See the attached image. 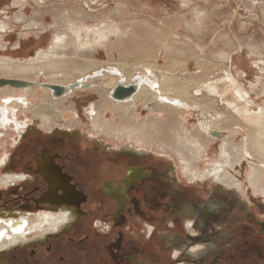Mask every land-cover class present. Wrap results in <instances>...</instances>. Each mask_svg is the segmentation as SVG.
Returning <instances> with one entry per match:
<instances>
[{
	"label": "rangeland",
	"instance_id": "obj_1",
	"mask_svg": "<svg viewBox=\"0 0 264 264\" xmlns=\"http://www.w3.org/2000/svg\"><path fill=\"white\" fill-rule=\"evenodd\" d=\"M87 2L86 4L83 0H0V43H2L0 45V59L5 58L20 64H26L41 51H48L56 35L64 32L63 29L55 25L54 16L60 12L72 14L74 10L77 12L81 9L89 10V6L93 9V13L101 17L110 15L116 26H119L117 28H127L129 34H137L142 38H146L149 33L155 36V34H158V30L164 32V35L166 34L165 37L175 41L174 44H177L176 49H179V52L189 53V56L184 59V62L188 61L185 70L184 67L177 68L179 61L173 60L172 62V59L167 58V53L164 50L160 51V54L153 55L156 61L154 62L153 60L154 64L150 65L154 66L158 71L179 75L178 79L182 83L188 84V90L194 95L193 97L197 102L201 103L202 98L201 95H196L194 86L201 82H208L205 86L212 84V82L215 84L224 82V85H219V89L227 98H233V93H230L229 90H234V86H237L249 95L256 106L264 108V0H88ZM41 14L45 22H47V27L44 29H38L35 25L28 27L32 19L40 17ZM18 16H22L21 21H17ZM84 36V33H81V37L83 38ZM68 40L69 43L75 41L73 37ZM114 41H116V38H114ZM178 45L180 46L178 47ZM98 51V60L107 64L109 58L105 50L98 49ZM222 51H226L230 56L228 60L219 58V54ZM118 53L116 61L120 60V54ZM129 60L128 65L132 66L137 61V57L132 55ZM146 60L147 65L152 61L148 62V59ZM97 70L90 74L95 79L100 78V76H94V74L103 71L101 68ZM103 74L104 71L102 72ZM0 77H2L1 74ZM87 79L91 78L88 77ZM230 79L237 82H234V85L230 84ZM37 81H48V79L46 80V78L42 77L37 79ZM84 86L85 89L89 90H80L73 98L75 101L74 108L77 109H72L73 105L69 103L70 105L68 106H71L73 111L63 107V109L65 108V114L61 119L53 120L54 124H52L55 127H58V125L63 126V124L70 126L71 121L77 117L74 113H79L82 123L78 121L76 126H78L80 131L82 129V131L85 130V133L88 132L90 139L72 142L74 150L70 156L71 158L80 157L79 160L81 159L82 164H79L80 169L78 168L79 171H76V175H78L83 189L88 193L94 192L92 197L95 198L94 185L118 175V173L110 172L100 177L98 174L101 165L102 168L113 165L115 170L117 169L118 172L120 171L119 173H123L121 166L111 164L108 159L110 151L114 149V153L119 152L118 148L121 147V144L113 142L108 137H105V139L100 136L99 140L103 139L104 146H107L103 149L101 145L94 143L91 139L92 136L89 133L90 121L86 117V111L90 103L100 101V96L98 88H92L90 84H85ZM233 100L235 99L233 98ZM145 103L140 100L136 104L134 112L137 117H141L140 119L147 115ZM215 103L216 110L219 112L225 111V102L218 100ZM37 104V100L32 99V104L28 106V111L34 110ZM2 105L5 106V104ZM22 111L25 110L22 109ZM114 111V109H111L106 112V121L112 122L115 119L116 122H119V118L116 117ZM184 111L181 113V119L185 122L187 131H190V128L192 130L200 126L201 122L199 120L205 118L200 108L194 109L188 106ZM24 117L33 120L36 126H41L40 118H37L35 114L28 112ZM51 131V136L53 135L54 137L49 140L39 136H35V139L32 140V136L30 137L31 139L21 142V144L19 142L14 144V141H11L7 151L12 157L15 156L16 158V160H12L13 166H17L16 172L21 173L24 171V173H27L30 171L28 169L29 166H35L36 159H40L45 149L50 147V143L55 142L53 139L60 136L59 133L54 132V129ZM223 135L225 134L223 133ZM241 139V136L238 135L234 145L240 143ZM221 141L219 139L212 142L213 145L211 144L207 150L208 159L199 162L197 167L198 174H195V177H186L182 174V160L176 153L168 151V154H165L154 149L150 151L152 156L155 153L153 157L161 162L162 169H172L174 170L172 173L180 171L181 177L175 173L176 180L173 183L178 185L179 191H184V193L182 192L184 199L182 201L184 203L199 205L210 201L213 205L221 208L222 214L216 217L217 219L221 217L219 222L208 225V234L209 232L213 234H211L210 240H206L210 243L203 256L197 255L200 256L197 259L200 264H264V195L255 192L249 183L251 163L258 165L259 162L246 154L247 158L243 159L241 165H237L236 169H230L231 173L237 176L241 187L228 189L220 184L218 185L217 181H214L208 175L207 170L209 165L219 160ZM51 149L54 152H58L52 147ZM126 152L142 154L141 152L129 151L128 149ZM103 172L102 170L101 175ZM16 187H19V194H14L9 189L0 188V210L19 207V203L17 204L16 202L20 200V196H25L31 192L30 186L26 185L24 181L17 183ZM89 205L91 204L87 205V210H89ZM97 205H100L99 201ZM151 211L153 213L155 209L151 208ZM98 215L96 212H92L93 217L97 218ZM154 215L159 216L161 213L155 212ZM172 222H175L176 230L181 235H184L185 231L183 229L194 235L199 233L195 226L192 229L191 227L187 229L186 225L184 226L185 223L189 222L188 220H183V223H180V221L176 223V221L172 220L168 224L172 225ZM147 225L148 223L145 225V229L143 228V231H147ZM162 228L164 229V226ZM81 235L80 232L71 234L74 237H80ZM60 238L64 239L62 236ZM48 242L46 241L42 245L38 244L37 248L36 246H28L23 249L9 250L5 252L6 254L3 257L12 260L15 256L17 263L23 264L25 259L31 257L32 250L37 249V255L43 260L47 256L45 245ZM61 251H59L58 246L54 261L58 262L56 257L59 258L61 256ZM72 252L77 253L78 257L71 254V252L68 255L64 253L63 256L67 258L66 264H86L87 262L92 264L90 263L91 261H86L85 259H90V256L84 257L80 251ZM160 254L156 249L153 251V257H151L152 254L150 258L147 257L148 252L138 256H141L144 261L152 262V264H171L169 255H166V253ZM70 255L73 256V259ZM34 259L30 258V261H34ZM92 262L95 263V261ZM32 264L44 263L32 262Z\"/></svg>",
	"mask_w": 264,
	"mask_h": 264
},
{
	"label": "bare ground",
	"instance_id": "obj_2",
	"mask_svg": "<svg viewBox=\"0 0 264 264\" xmlns=\"http://www.w3.org/2000/svg\"><path fill=\"white\" fill-rule=\"evenodd\" d=\"M87 1L83 0L86 4ZM88 8L89 10L81 9L79 12L74 10L72 14L60 12L55 15V25L64 32L56 35L48 51H41L26 64L0 59L2 76L0 80L6 81L0 84V188L11 190L16 183L30 177L29 172L24 173V171L16 175L17 166L14 167L12 162L16 158L7 151L12 140L14 144L19 142L18 132L22 133L21 137L33 136L32 139H35V136L45 137L50 133L48 131L54 129L57 133H69L74 136L72 137L74 140L81 138L76 141L90 139L88 132L85 133L82 129L80 131L76 126L78 121H81L76 111L74 114L77 117L71 121L70 126L66 124V126L64 124L53 126V120L61 119L65 114V108L69 111L77 109L74 108L73 98L80 90H89L85 89L84 85L90 84L92 88H98L100 101L90 103L86 111V117L90 121L89 133L94 143H98L103 149L107 146H104L103 139L99 140L100 136L121 144L118 148L119 153L128 149L141 152L140 155L146 158L151 155V149L165 154L171 151L182 160V174L186 177H195V174H198L199 162L208 159L207 150L211 144L213 145L212 142L221 139L219 160H213L215 162L209 165L208 175L217 181L218 185L237 189L240 182L230 169H236L237 165H241L247 154L259 162L258 165L251 163L249 183L255 192L264 195V108L256 106L249 95L237 86H234V90H229L235 100L227 98L219 89V85H224V82L219 84L212 82L207 86L205 85L208 82H201L194 86L196 95H201L202 98L201 103L197 102L188 90V84L178 79L179 75L158 71L150 65L154 64L153 60L156 59L153 55L160 54V51L164 50L167 58L172 59V62L179 61L177 68L184 67L185 70L188 61L184 62V59L189 53L179 52L174 40L165 37L166 34L159 30L155 36L149 33L146 38L129 34L127 28H117L119 26H116L110 15L101 17L93 13L91 7ZM21 17L18 16L17 21H21ZM46 23L41 14L40 17L32 19L28 27L35 25L38 29H44L47 27ZM81 33L85 35L83 38ZM72 37L75 41L69 43L68 39ZM98 49H104L107 53L109 58L107 64L98 60ZM117 53L120 54L119 61H116ZM132 55L137 57V61L131 66L128 64ZM229 57L226 51L219 54L221 60H228ZM146 59L148 62L152 60L149 65ZM99 68L104 74L102 75L103 71L96 72L94 76L100 78L95 79L90 74ZM42 77L48 81H37ZM88 77L91 79H87ZM229 82L234 85L237 81L230 79ZM119 85L124 87L136 85L138 91L128 100L117 101L113 99L112 94ZM59 88L66 91L62 90L63 93H60ZM32 99H36L38 104L34 110L28 111ZM140 100L146 102L147 115L143 119L137 117L134 112ZM218 100L225 102V111L216 110L215 102ZM69 103L73 108L68 106ZM188 106L194 109L200 108L205 117L199 120L200 126L192 130L190 128V131L186 130L185 122L181 119V113ZM22 109L39 117L41 126H36L33 120L24 117L28 112ZM111 109L115 110L119 122L115 119L112 122L106 121L105 114ZM182 109L184 110L181 111ZM238 135L242 139L240 143L234 145ZM113 150L110 152L112 153ZM112 168H114L112 165L103 167V169ZM179 172L175 173L180 176ZM69 220L71 217L65 212L36 215L16 213L12 210L0 212V252L13 250L15 246L22 249L29 238H45L48 233L56 234ZM192 223L190 221L186 224L188 229L190 227L192 229ZM17 228L22 231L17 232ZM203 248L194 246L190 254L195 258L197 253L204 250ZM177 254L178 251L174 252L173 256L177 258Z\"/></svg>",
	"mask_w": 264,
	"mask_h": 264
},
{
	"label": "flooded vegetation",
	"instance_id": "obj_3",
	"mask_svg": "<svg viewBox=\"0 0 264 264\" xmlns=\"http://www.w3.org/2000/svg\"><path fill=\"white\" fill-rule=\"evenodd\" d=\"M51 133L45 135L44 138L49 140L54 137L51 136ZM59 134L60 136L53 139L55 142L50 143L49 141L50 147L45 149L40 159H36L35 166L28 167L31 178L28 176L24 182L30 186L31 192L20 196V200L16 202L19 203V207L0 210V212L12 210L16 213H33V215L65 212L71 217V220L65 223L60 232L48 233L45 238H29L23 248L28 246L37 248L38 244L42 245L49 241L45 245L47 256L42 260L37 255V249H33L30 258H35L34 261L27 258L23 264H32V262L66 264L67 258L63 254L68 255L69 252L77 254L72 251H80L84 257L90 256V259H85L91 261L92 264H152L148 260L144 261L138 255L148 252L147 257L150 258L151 254L153 257V251L156 249L161 254L169 255L171 264H179V262L180 264H200L197 259L205 253L204 251L210 243L206 240H210L209 238L213 234L211 232L208 234V225L219 222L221 219V217L216 218L222 214L219 206L213 205L210 201L199 205L184 203L182 201L184 200L182 197L184 191H179L178 185L173 183L176 177L175 173H172V169H162L161 162L154 159L152 154L145 158L143 155L130 152L110 153L109 161L111 164L121 166L123 173L116 171L115 167L103 169L101 165L98 174L100 177L110 172L118 173V175L94 185L96 197L93 198L94 192L88 193L84 190L78 175H76V171H79L82 164L81 159L79 160L80 157L71 158L70 156L74 150L71 147V142L81 138L78 137L74 140L72 139L74 136L69 133ZM18 135L19 144L31 139V136L21 137L22 133L20 132ZM66 138L71 139L70 142ZM51 147L58 152H54ZM38 164L45 165L43 173L46 179L57 187L56 191H53V197L50 198L53 203L43 202L49 185L43 176L36 173ZM102 170L104 172L101 175ZM16 185L12 187L11 191L14 194H19V187ZM98 201L99 206L97 205ZM88 204H91L89 210H87ZM151 208L155 209L153 213ZM92 212L99 214L98 217H93ZM155 212H160L161 215L156 216ZM181 219L193 222L192 227L195 226L199 233L194 235L183 229L185 232L184 235H181L176 230L175 222H172V225L168 224L172 220L176 223L177 221L183 223ZM225 220L227 222L226 217ZM145 223H148L147 231H143ZM188 223H185L184 226ZM79 232L82 234L81 238L71 236V234ZM61 236L64 239H61ZM58 246L59 251L62 250V254L59 258L56 257L58 261L56 262L54 255ZM194 246L204 247L202 254L197 253L195 258L190 254ZM16 249L18 247L15 246L13 250ZM176 251L179 253L177 258L173 256ZM199 254L200 256H197ZM71 258L73 259V256ZM10 264L21 263H17L14 256Z\"/></svg>",
	"mask_w": 264,
	"mask_h": 264
},
{
	"label": "water",
	"instance_id": "obj_4",
	"mask_svg": "<svg viewBox=\"0 0 264 264\" xmlns=\"http://www.w3.org/2000/svg\"><path fill=\"white\" fill-rule=\"evenodd\" d=\"M3 82H6V81L0 80V84ZM59 90H60V93H63L62 90H64V92L66 91L65 89H62V88H59ZM137 91H138V89H137L136 85H131L129 87H124L122 85H119V86H117L116 90L113 92L112 97H113V99H115L117 101H125V100L130 99ZM217 135H219V134H217ZM44 170H45V165L38 164L36 173L43 176V178L45 179V181L49 185L48 192L43 197V202L53 203V202H51L50 198L53 197L52 196L54 193L53 191H56L57 187L53 184V182L46 179L45 174L43 173ZM11 171H9V172H11ZM57 193H58V191H57ZM56 203H59V202H56ZM4 254H6L5 251L0 252V264H10L11 259L3 257Z\"/></svg>",
	"mask_w": 264,
	"mask_h": 264
},
{
	"label": "snow or ice",
	"instance_id": "obj_5",
	"mask_svg": "<svg viewBox=\"0 0 264 264\" xmlns=\"http://www.w3.org/2000/svg\"><path fill=\"white\" fill-rule=\"evenodd\" d=\"M16 231H17V232H20V231H22V229H20V228H17V229H16Z\"/></svg>",
	"mask_w": 264,
	"mask_h": 264
}]
</instances>
